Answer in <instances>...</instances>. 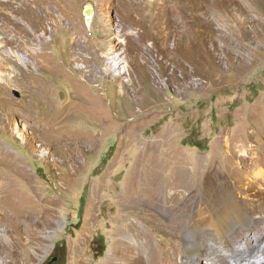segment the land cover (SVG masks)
<instances>
[{
    "label": "rangeland",
    "instance_id": "obj_1",
    "mask_svg": "<svg viewBox=\"0 0 264 264\" xmlns=\"http://www.w3.org/2000/svg\"><path fill=\"white\" fill-rule=\"evenodd\" d=\"M0 39V154L11 163L0 179L5 212L24 215L0 225V262L129 264L120 242L135 220L169 264H219L192 258L184 240L193 225L208 237L209 218L196 216L220 210L226 181L242 194L226 145L244 128L264 153V0H0ZM26 52L35 63L17 59ZM238 142L239 154L254 145ZM153 176L155 206L139 198ZM210 176L209 189L190 183ZM176 205L189 212L178 239L156 225L170 226ZM254 257L264 263V250Z\"/></svg>",
    "mask_w": 264,
    "mask_h": 264
},
{
    "label": "bare ground",
    "instance_id": "obj_2",
    "mask_svg": "<svg viewBox=\"0 0 264 264\" xmlns=\"http://www.w3.org/2000/svg\"><path fill=\"white\" fill-rule=\"evenodd\" d=\"M128 39L131 40L130 37ZM5 43L8 42L4 40V44ZM2 44L3 43L0 39V49H3L5 47ZM19 45L25 48L29 46L31 49H33L34 43L31 39L27 40L24 44L19 43ZM33 54V52H31L30 54L29 52H26V58L24 60L20 56L17 59L24 64H27L25 60H29L30 63H35L36 61L33 60ZM8 55L13 57L9 53ZM144 65L148 67V63H144ZM110 66L111 64H106L105 70H107L108 72H112L113 70ZM1 68L2 67L0 66V70H2ZM148 72L146 73L147 78H145L154 81L153 88L159 89L161 85L159 84L157 79H155V77ZM140 112H142V110H140ZM244 130L245 129L242 128L241 132L238 135L236 134L237 137L234 134L236 138L232 139L233 141L229 142L226 145L228 148L229 146L230 148H232V146L234 145L235 148L233 147L234 149L232 151H230L229 149L227 150L229 151V155L233 156L231 159L236 162V164L242 171V175L246 179L244 183L239 182L237 184L235 181L232 183V186H236L239 191H242L243 195L239 194L238 192L236 193V191L232 188H228L226 185H229L230 183L226 181V185H223L216 195V198L221 201L220 210L216 212L213 216V214L208 211L207 208H205L204 206L200 207V210L196 216L198 218L195 221H197V224H200L199 222H202L205 219L209 218L208 226H206L208 227L207 230H209V233H207L208 237L204 236L203 234H200L199 231H201L203 228H199V225H193L188 232L189 234L187 239L184 240L189 254L192 256V258H195V256H197L198 261L201 260L199 258H206L212 260L215 263L225 264V262L223 261L224 255L218 247L221 246L222 249H224L230 254L229 256L233 258L235 264H246V262L247 264H260L257 262L256 259H254V251L258 249L264 250V229L258 226V221L261 220L263 222L264 220V153L261 152L259 142L253 140V138H251L250 141H247L244 138ZM238 141H242L245 143L251 142L254 143V145L248 146V149L244 153L241 152L242 154H239L241 150L238 148V146L244 147V145L242 143H239ZM7 158L8 157L6 154H0L1 167L4 168L5 166L8 167V165H11ZM138 177L139 175L137 174L133 175V179H137ZM178 177L181 176H177V178ZM156 179L157 177H152V180L150 182V184H152V187L156 185ZM193 179L194 178H191L190 183L193 184L196 182V184L199 185L200 189H204L205 187H208L209 189L210 186L215 182L214 179L216 178L210 176L208 178L198 177L195 179V181H193ZM188 185L190 184L186 183L182 186H172V194H170V198L169 195L167 196L165 202L166 204H161L162 209H169V199L170 201H177V199L179 198V194L183 191V189H186ZM152 187L144 194H138L140 199L141 197H144L148 199L146 200L148 201V204H153V206H155L157 205L156 200H158V197L156 196L154 190L155 187ZM5 191V180L0 179V213L2 214V219H0V225H2V222H6L8 223V225L10 224L9 226L13 228L15 227V225L18 224L13 225L9 221L15 217L18 220H21L24 215L23 213L21 214L20 212H17L16 215L14 213L12 216L11 214L7 213L8 211L5 212V207H8L7 203L5 202L8 198ZM127 210H131L127 213L128 215H132L133 212L139 213L138 208L135 207L133 204L130 206L128 205ZM186 210L187 209H184L182 205H176L172 207L173 212L169 211V213L171 214L170 226H166L162 223H156L158 227L161 226V228L158 229L164 232L165 235H168L169 237L174 239H178L180 237L182 228H184L185 223H187V220L189 219V212ZM145 211L146 210H144V212ZM148 215L154 217L153 214L150 212L148 213ZM126 219L124 220L125 222L127 221ZM133 222L134 223L132 225L128 224V234L131 235V239H129V242H125L122 240L120 242V244H122V246L120 247V253L122 256H125L129 259V264H169V262L173 263L172 258L171 260H169V257H167L166 255L159 254L156 249L151 246L150 240L147 238L143 230V226L139 225L138 222L135 220ZM117 223L121 227L122 223ZM120 227L115 229L116 236L120 235L122 232V229H120ZM254 230H256V234H253L255 236H252L251 234L247 236L248 233ZM258 238L260 239L258 240ZM239 239L243 241V247H240L242 243L239 242ZM7 243L10 244L11 242H9V240L7 239L5 241V244L7 245ZM139 246L140 248L144 247L149 251L150 258L148 259V262H145L143 257L140 255V250L138 251ZM27 259L28 257H26V259H23L22 263L19 262V264H28ZM0 263L4 264V262ZM187 263L192 264L191 262ZM6 264L13 263L7 262Z\"/></svg>",
    "mask_w": 264,
    "mask_h": 264
},
{
    "label": "water",
    "instance_id": "obj_3",
    "mask_svg": "<svg viewBox=\"0 0 264 264\" xmlns=\"http://www.w3.org/2000/svg\"><path fill=\"white\" fill-rule=\"evenodd\" d=\"M18 94H16V96H17ZM53 261H55V258H51L46 264H50V263H52Z\"/></svg>",
    "mask_w": 264,
    "mask_h": 264
}]
</instances>
